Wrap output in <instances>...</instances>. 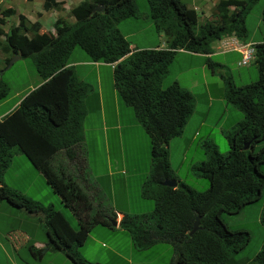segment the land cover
<instances>
[{"label":"trees","instance_id":"trees-1","mask_svg":"<svg viewBox=\"0 0 264 264\" xmlns=\"http://www.w3.org/2000/svg\"><path fill=\"white\" fill-rule=\"evenodd\" d=\"M145 1L147 11L143 14L135 0H81L69 8L74 20L66 23L56 18L53 33L37 21L26 25L21 13L16 14V24L9 25L6 32L0 27L3 53L31 58L41 81L0 118V179L11 158L22 154L43 175L47 192L58 195L60 203L74 214L77 228L52 203L41 204L2 185L1 180L0 202L40 218L45 244L27 246L33 258L59 251L72 264H102L86 260L77 251L90 227L109 224L114 215L93 206L79 181L86 152L80 145L85 113L82 100L90 86L66 66L71 50L78 47L90 61L113 64L114 90L122 103L132 108L149 139L150 168L140 195L153 200V209L124 213L118 223L133 247L144 250L156 242L167 243L173 254L169 264H264V240L251 258L238 256L249 234L244 229H229L223 217L235 215L256 201L264 187L260 170L264 145L254 148L264 139V41L253 43L256 73L247 83L233 81L229 64L220 55L211 58V45L217 39H251L245 18L258 0H215L209 16L200 22L195 10L182 0ZM63 2L42 0L41 6L44 11L60 10ZM98 5L102 10L92 11ZM13 13L10 7L1 9L0 25ZM141 15L152 22L155 32L163 34L162 48L131 49L120 33L118 21ZM259 21L263 26L264 1ZM178 50L193 53L199 61L201 58L203 62L197 66L190 65L191 71L199 77L201 65L206 78H218L220 83L209 84L217 90L213 97H220L225 107L242 113L241 120L224 131L228 145L225 153H220L209 139L200 143L204 159L192 163L189 170L207 181V187L201 190L178 180L168 162L166 144L181 133L200 95L196 88L189 90L177 81L162 87L167 67ZM3 60L5 65L8 58ZM7 94L8 84L0 77V101ZM59 154L72 165L73 174L60 165ZM107 176L104 168L101 179ZM164 179H174L176 186L161 185ZM196 216L197 229L189 235ZM258 217L264 227V204Z\"/></svg>","mask_w":264,"mask_h":264},{"label":"rangeland","instance_id":"rangeland-1","mask_svg":"<svg viewBox=\"0 0 264 264\" xmlns=\"http://www.w3.org/2000/svg\"><path fill=\"white\" fill-rule=\"evenodd\" d=\"M79 1L81 0H67L65 6L72 7ZM182 1L189 7H196V9L200 12L199 17L201 16L202 18H204V15L206 19V17L209 16V10L207 9L210 7V5H212V3H214L215 0H204L203 4L201 3L203 0ZM263 1L264 0L256 1L252 5L250 12L245 18V25L249 31V37H251V39L257 40L260 39V37H264V25L262 26L259 21ZM41 2L42 0H31L30 3H26V0H0V10L6 8L8 5H11V7H13L15 11L14 16H10L8 17V19L5 18L4 24L0 25L1 29L6 32L9 25L16 23V13H23V15L26 16H24L25 24L29 25V21H31V19L33 18H36L37 13L43 10L41 8ZM135 4L139 13H146L147 4L145 0H135ZM55 15L63 16L64 18L68 17L66 15V12L61 14H54L53 9H51L48 13L45 14L46 19L43 23L51 26L50 23L51 21L54 22L55 19L53 20V16ZM201 20L202 19H199L198 22H200ZM259 26L260 28L258 29ZM117 28L130 42V45L132 47L146 46L162 42V37L158 32H155L152 22L143 15L138 16L137 18L128 17L121 19L117 23ZM26 33H28V30L26 31ZM2 40L3 37L2 35H0V42ZM3 52L4 51L2 49V46L0 45V77L5 83L8 84V94L6 98L0 102V110H2L4 107L9 106L15 99H17V97H21L24 94L26 86L30 85V87H33L39 81V77L34 71L31 58L25 57L15 59V55L9 52L7 54ZM76 53L85 55V53L78 47H76L74 54L76 55ZM211 56H213L211 57L212 60L216 58V54ZM221 56H224L225 59H227V62L229 64L228 67L229 70H231L233 81L235 80L237 83L241 84L255 79L254 62H251L245 67H232L233 65L236 66L232 62L236 58V56L233 53H230L228 55L227 53H225ZM4 58H8V61L13 59V61L9 66H7L6 64L4 65ZM189 59L190 58L186 59L184 57H181L179 53H175L173 60L167 67L168 73L162 81V87L166 85L165 83L169 84L171 82V79L174 75H176L179 69H184L182 71V78L184 81L188 80L190 70L189 68L192 63L191 61H189ZM87 60L90 61L89 59ZM90 62L92 63V61ZM199 62H203V60L200 58ZM77 75L83 81H86L92 85L95 84L93 73L89 72L87 69L80 72L77 71ZM177 78L180 82H182L178 76ZM101 79V86L106 90L107 104H110L112 100L108 88L111 82L109 81L108 83V80L104 73ZM210 79L217 83H220V80L218 78H214L210 75L207 76V82L210 81ZM207 88L212 94L213 101L211 102V99H209L208 107L206 109V96L204 94V89L202 85L197 87L196 91L198 93H203V98H199L198 102H196L195 107L191 113L192 115L191 117L189 116L185 121L181 133L176 137L171 138L167 143L170 168L173 170V172L175 170L176 174L180 178L184 179L188 185H190L194 189L199 190L207 187V181L203 178L195 177L194 175H192L188 168V165L192 161L198 162L204 159V153L202 151L200 143L208 138L217 147L220 153H225L228 149V145L224 136V131L234 127V125L242 118V113L240 111L234 109L230 105V107H225L222 99L215 100V97H213L217 94V90L215 89V87L208 85ZM14 94H18L17 97H13ZM109 109H111V106L109 107ZM121 113V125H123L127 115L129 114L132 116V109L129 106H122ZM104 121L105 124H108V120L104 119ZM204 121L207 124L204 123ZM211 122L213 124L216 123L218 126H212L209 131L207 127L202 126L204 124L210 127ZM99 125L100 123L98 114L93 113L92 110H88L85 116V120H83L84 129L82 131V137L86 141L87 145L85 149V158L88 159V165L90 167L89 169H91L93 176L96 175V179H101V173L105 168V163L108 162V159L110 160V162L109 164H107V166H109L110 169L113 170V168L116 167L113 158H118L117 149H115L112 154H110L108 147L106 146V148H104L103 144L98 141L96 136L97 127H99ZM142 136L145 137V141L142 140V138H140L138 134L136 140L137 148H135L134 152L133 149H129V151H132L135 159L141 163L139 167L140 169L144 167V164H146L144 169H147V177L150 168L149 140L146 134L143 132V129H141V137ZM192 136L194 138H191ZM261 145H264V139L257 142L254 148L256 149ZM125 150L127 151V149ZM120 155L122 156V158H125L122 149H120ZM65 165L66 168H70L68 164ZM260 170L264 174V165L260 167ZM35 171L36 169L29 163V161L22 154H19L17 159H11L9 167L7 168V170L5 169L1 175V180L4 185L10 186L18 193L29 196L30 198L40 202L41 204H46L48 202L52 203L54 208L59 209L63 213L64 217H66L72 227L77 228L76 218L74 217L72 212L60 202L52 199V195L49 191L47 192L46 190L42 189L40 182L43 176L40 174L35 175ZM80 174L81 177L79 181L81 183L89 184L93 181L87 170L82 169L80 171ZM133 180L134 179L132 177L128 179L127 187H123L120 184H115L114 191L117 192L120 190H124L128 191L129 195H132L134 190ZM202 182L206 183L205 187L202 186ZM134 204L141 205V202L135 200ZM263 204L264 187L262 189V195L256 201H253L251 204L244 206L240 210V212L235 215L223 216L229 229H244L249 234L248 242L238 253V256L247 257L248 259L251 258L259 249L261 243L264 240V227L260 223L258 217L261 205ZM142 207L147 210L145 212H150L149 209L152 207V201L148 200L147 202L142 204ZM28 216L29 213H26L23 209L10 206L4 201L0 202V264H71V262L68 261L59 251H57V253L47 251L44 253L42 258L35 259L27 250V246L31 245L30 243L21 244L17 242V236L15 233L6 235V228L12 225V227L14 226L24 229L27 233L32 234L35 237L40 236L44 240L42 236V229H39L35 232V225H31L29 223ZM36 226L38 227L37 223ZM91 228L87 232L84 249H80L82 251L83 257L89 261H96L99 259V261H104L111 264V262L107 260L108 254L98 251V247L93 246L92 236L96 232V228ZM116 240H119L117 249L120 251L123 250V253H127L128 250H126L125 237L123 235H118V237H116ZM15 243L19 244L15 246ZM129 244V250L131 248L133 249L132 256L130 258L131 263L129 264H161L160 260L152 261L151 258H146V261L140 262V257L143 254L142 252L145 250L136 249L135 247H133L131 239L129 241ZM1 247H3V249ZM155 248L161 249L159 252L163 254L164 258L162 260H165V263L169 261V255L171 257L173 256L171 252L167 253L171 250V247H169L167 243L156 242L153 244L151 249L154 250ZM8 258L10 260H8Z\"/></svg>","mask_w":264,"mask_h":264},{"label":"crops","instance_id":"crops-1","mask_svg":"<svg viewBox=\"0 0 264 264\" xmlns=\"http://www.w3.org/2000/svg\"><path fill=\"white\" fill-rule=\"evenodd\" d=\"M66 1H64L61 4L60 10L53 9V11H54V14H57V13L61 14V13L66 12V15L68 17L64 18L63 16L55 15V16H53V20L58 18V17H61L62 19H64V21L66 23L72 22L74 20L72 18V16H70L67 13V12H69L70 7L65 6ZM10 2H12V1H10ZM30 2H31V0H26V3H30ZM201 3L203 4L204 0ZM212 6H213V3H212V5H210V7L207 10H210ZM7 7H10L11 9L14 10V8L11 7V5H8ZM41 8H42V6H41ZM42 11L39 12L40 13L39 16L31 19V21H29V24L32 23L33 21H37L41 26H43V28H45L47 31H51V33H53L54 32V28L52 27L53 21H51V23H50L51 26L43 23V22H45V19H46L45 14L48 13L49 10H47V11L42 10ZM14 14H15V11L10 16H14ZM16 14H18V13H16ZM21 14H23V13H21ZM203 17H205V16L203 15ZM6 19H8V17H6ZM15 24H13V25H15ZM159 34L162 37V42H159L158 46H156L157 44H152V45H146V46L132 47L130 45V42H129V47L131 49L162 48L164 46V37L160 32H159ZM259 41H264V37H260V39H257V40L250 39L249 41L241 42L240 40H237L234 36H224L220 39H217L216 41H214L212 43L211 47H212L213 52L211 54H216V55L221 56L222 54H225V53H227V55L230 53H233L236 56V58L232 61L233 64H235L236 66H240L237 64V61H239V59L241 58L242 50H244L246 48L245 43L253 45V43L259 42ZM239 43H243L244 46H240ZM75 49H76V47L71 50L70 55H69L67 62H66V66L70 67L73 70L77 79H79L80 81H82V82H84L90 86V91L83 97V100H82L83 107L85 109V113H84V116L82 118V127L84 129L83 120H85V116H86L87 111L92 110L93 113L98 114V117H99L100 125H99V127H97V136H96L98 141L103 144L104 148H106V146L108 147L110 154H112V152L115 149L118 150V154H117L118 158L117 159L113 158L115 161L116 167L113 168V170H112V169H110L109 166H107V164H109V162H110L109 159H108V162L105 163L106 164L105 169H106V173L108 176L105 177L104 179H96V175H94L95 176V178H94V176L91 172V169H89L90 167L88 165V159L85 158V155H82L83 163H85L84 170H87L93 179V181L89 184H84V183L80 182L82 185V188L88 193V197H89V199H91L90 201L92 202V205L95 207L101 208L102 210L106 211L108 214L113 212L114 213L113 220L115 221V225H112L111 223H109L106 225L97 224V225L93 226L92 228L90 227L91 229L96 228V232L92 236L93 246H97L98 251L107 253L108 254L107 260H109L111 262V264H119V263L129 264V263H131L130 258L132 256L133 249L131 248L129 250L130 237L125 230L119 228V226H118L119 220L121 219V217L123 216L124 213H128V214L145 213V211H147V210H145L142 207V204L147 202L148 200H151L148 198H144L140 195V191H141L140 189H141L142 182L144 181V179L146 178V175H147V169H144L146 164H144V167L140 169L139 167H140L141 163L135 159L134 154H133L135 148H137V144H136L137 135L139 134V137L145 141V137L144 136L141 137V129H143V128L134 118L133 110H132V116L128 114L125 121H124V124L121 125L122 106L124 107L126 105H124L122 103V101L120 100V98H118V95L115 92L113 84H112L111 69H112L113 64L93 62V61L91 63L90 61L87 60L88 58L86 55H83L80 53L79 54L76 53V55H75L74 54ZM176 53H179L181 55V57H184L186 59L190 58L189 61L192 62L191 63L192 66H197V64L199 63V60L197 61L198 58L195 59L196 56H194V54L191 52H188L185 50H178ZM221 57L224 59V61L226 63L227 59H225L224 56H221ZM247 65H249V64H247ZM247 65H245V66H247ZM199 67L201 68L202 66L199 65ZM200 68H199V70H200L201 75L199 77L195 74V72H192L191 69L189 68L190 74H189L188 80H185V81L182 78V71L184 69H179L178 72L176 73V75H174L173 78L171 79V82L177 81L178 83L182 84V87H185L189 90L197 88L198 85H202V87L204 89V94L206 96L205 108L207 109L209 99H211V102L213 101L212 95H211L209 89L207 88V86L209 84L215 85L216 82L211 80V79H210V81L207 82L206 77L203 75L204 73L202 71V68L201 69ZM85 69H87L89 72L93 73L94 78H95V84L94 85H92L86 81H83L81 78L78 77L77 71L80 72V71H83ZM103 73L106 75L108 83H109V81L111 82L109 85V88H108V91L110 92L109 94H110L111 100H112L110 104H107L106 90L101 86L102 85V79L101 78H102ZM177 76L179 77V79L182 82H180L178 80ZM40 82L41 81L39 79V81L33 87H30V85L26 86L24 94L28 90L37 86ZM204 94L200 93L199 98H203ZM17 95L14 94L13 97L14 96L17 97ZM21 97H17V99H15L9 106L4 107L2 110H0V118L3 115H5L7 112L12 110L17 105V103L19 102ZM217 99L219 100L220 97H217L215 100H217ZM196 102H198V99H196ZM110 106H111V109H109ZM191 115L192 114H190V117H191ZM104 119L108 120V124H105ZM204 123H206V122L204 121ZM210 125H211L210 127L208 125H204V124L202 126L207 127L208 131L210 130V128H212V126H214V125L218 126L216 123L213 124L212 122ZM143 132L145 133L144 129H143ZM147 138H148V136H147ZM191 138H194V137L192 136ZM188 141H190V140H188ZM189 143H191V142H189ZM80 145H82L81 148L86 149L87 145H86V141L84 140V138H83ZM120 149L123 150L125 158H122V156L120 155ZM125 149H127V151ZM129 149H133V152L129 151ZM166 149H167V154H168V144H166ZM18 155L19 154L14 155L11 159H17ZM58 157L61 158V154H59ZM61 159H59L60 165L64 168V170H66L70 174H73L74 170H73L72 165L69 164L68 161L65 160L64 158H61ZM185 160H186V156H185ZM168 162H169V156H168ZM194 162H197V161H194ZM194 162L193 161L190 162L188 165V168ZM10 163H11V161H10ZM65 164H68V166L70 168H66ZM8 167H9V165H8ZM7 168H6V170H7ZM36 174L42 175L37 170L35 171V175ZM174 174L176 175L178 180L186 183V181L184 179L180 178L176 174L175 170H174ZM130 177H132L134 179L133 180L134 190H133L132 195H129L128 191H124V190H120L117 192L114 191L115 184H120L123 187H127L128 186V179ZM1 184L4 185L2 180H1ZM40 185L42 186L43 190L47 191L46 184L44 182V177L41 178ZM4 186L11 188L10 186H7V185H4ZM202 186L205 187L206 183L202 182ZM52 199H55V200L58 199L57 202H60L58 195L52 196ZM135 200L140 201L141 205H135L134 204ZM151 201H152V207L149 209L150 211L153 209V205H154L153 200H151ZM26 213H28V212H26ZM28 219H29V223L31 225H35V232L38 231L39 229H42V231H43V228H42L43 226H42V222H41L40 218H37L36 215L29 213ZM36 223L38 224V227L36 226ZM10 233H15L17 236V242H19L21 244L30 243L35 248L42 247L45 244V239L43 240L40 236L35 237L32 234L27 233L24 229L14 227V226L12 227V225H10L6 228V235H9ZM118 235H123L125 237V239H126V250H128L127 253H123L124 252L123 250L120 251L117 249L118 244H119V240H116V237H118ZM42 236L44 238V232H42ZM19 243H17V244L15 243V246L18 245ZM84 244H85V241H84V243H82L77 248V251L79 252V254L82 257H83V255H82V251L80 249L81 248L84 249V247H85ZM167 245L169 247H171L169 244H167ZM152 246L153 245L144 249L145 251L142 252L143 254L140 257V259H141L140 262L146 261V258L147 259L151 258L152 261L153 260H155V261L160 260L161 264H169V262L171 260V256L169 255L170 259L167 263H165V260H162L164 258L163 254H161V252H159L161 249L155 248L154 250H152L151 249ZM1 248L3 249V247H1ZM169 252L172 253V248L167 253H169ZM52 253H57V251L52 252ZM8 260H10V259L8 258ZM92 262H98V263H102V264H110L108 262L99 261V259L96 261H92Z\"/></svg>","mask_w":264,"mask_h":264},{"label":"clouds","instance_id":"clouds-1","mask_svg":"<svg viewBox=\"0 0 264 264\" xmlns=\"http://www.w3.org/2000/svg\"><path fill=\"white\" fill-rule=\"evenodd\" d=\"M78 3V2H77ZM76 3V4H77ZM100 6H102V5H100ZM71 8V7H70ZM103 8V7H102ZM194 10H195V12H196V14H197V17H198V20L199 19H202V17L200 16L199 17V11L195 8V7H192ZM102 10V9H101ZM209 12V14H210V12H211V9L208 11ZM208 14V15H209ZM205 18V17H204ZM236 38V37H235ZM237 39V38H236ZM238 40V39H237ZM242 42V41H241ZM246 45V48L244 49V50H242V51H245L247 54H248V56H247V58L246 59H243L242 58V52H241V58L239 59V61H237V64L238 65H240V66H245V65H247V64H250L251 62H253L254 61V47H253V45L252 44H248V43H245ZM238 45V44H237ZM239 45L240 46H244L243 45V43H239ZM14 55V54H13ZM17 55V54H16ZM18 58H19V56H18ZM250 62V63H249ZM244 144H246V143H244ZM172 180H174V179H172ZM175 181V180H174ZM176 182V181H175ZM162 185V184H161ZM175 186H176V184H175ZM174 186V187H175ZM74 215V214H73ZM75 217V216H74ZM76 218V217H75ZM111 221H113V219H111V220H109L108 222L109 223H111ZM197 229V228H196ZM87 238V237H86ZM84 243V242H83Z\"/></svg>","mask_w":264,"mask_h":264},{"label":"water","instance_id":"water-1","mask_svg":"<svg viewBox=\"0 0 264 264\" xmlns=\"http://www.w3.org/2000/svg\"><path fill=\"white\" fill-rule=\"evenodd\" d=\"M102 9V6L98 5V6H95L93 8L92 11H100ZM15 55V59L18 58V55L14 54ZM13 59L12 60H9L7 61L6 65L9 66L11 63H12ZM247 144H243V148H246ZM162 185H165V186H170V187H174L176 182L172 179H164L162 182H161ZM197 219L198 217L196 216L194 221H193V224H192V227L191 229L188 231V234L191 235L197 228ZM111 224L112 225H115V221H111Z\"/></svg>","mask_w":264,"mask_h":264},{"label":"built area","instance_id":"built-area-1","mask_svg":"<svg viewBox=\"0 0 264 264\" xmlns=\"http://www.w3.org/2000/svg\"><path fill=\"white\" fill-rule=\"evenodd\" d=\"M247 56H248V54H247L245 51H242V58H243V59H246Z\"/></svg>","mask_w":264,"mask_h":264}]
</instances>
